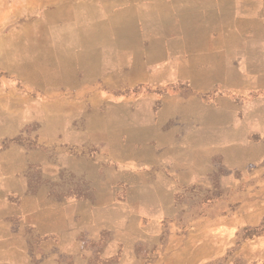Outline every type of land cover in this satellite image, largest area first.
<instances>
[{
    "label": "crops",
    "instance_id": "1",
    "mask_svg": "<svg viewBox=\"0 0 264 264\" xmlns=\"http://www.w3.org/2000/svg\"><path fill=\"white\" fill-rule=\"evenodd\" d=\"M0 264H264V0H0Z\"/></svg>",
    "mask_w": 264,
    "mask_h": 264
},
{
    "label": "rangeland",
    "instance_id": "2",
    "mask_svg": "<svg viewBox=\"0 0 264 264\" xmlns=\"http://www.w3.org/2000/svg\"><path fill=\"white\" fill-rule=\"evenodd\" d=\"M18 85H19V83H18Z\"/></svg>",
    "mask_w": 264,
    "mask_h": 264
}]
</instances>
